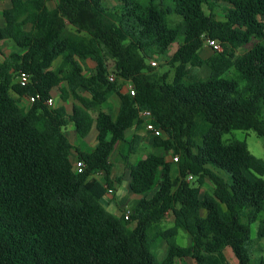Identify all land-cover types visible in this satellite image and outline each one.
Wrapping results in <instances>:
<instances>
[{
  "label": "trees",
  "instance_id": "16d2710c",
  "mask_svg": "<svg viewBox=\"0 0 264 264\" xmlns=\"http://www.w3.org/2000/svg\"><path fill=\"white\" fill-rule=\"evenodd\" d=\"M9 1L0 42H14L16 51L0 63V264H229L227 250L237 264H250L249 224L264 213V161L246 141L224 136L264 137V0H116L111 7L58 0L55 8L49 0ZM206 38L223 51L203 58ZM175 45L170 81L146 60ZM109 60L120 82L110 81ZM231 71L236 77H227ZM21 73L26 85L14 83ZM127 82L134 95L124 91ZM58 92L62 103L49 106ZM114 95L119 107L110 115L103 108ZM144 110L161 134L149 132L152 150L134 163L145 142ZM93 127L97 144L89 146ZM116 150L139 197L128 220L102 204L122 181L113 178ZM207 181L212 193L203 192ZM168 214L174 226L164 230ZM179 231L191 245L176 243Z\"/></svg>",
  "mask_w": 264,
  "mask_h": 264
},
{
  "label": "rangeland",
  "instance_id": "374dc122",
  "mask_svg": "<svg viewBox=\"0 0 264 264\" xmlns=\"http://www.w3.org/2000/svg\"><path fill=\"white\" fill-rule=\"evenodd\" d=\"M53 1H55V0H51L49 2L51 6L54 5ZM111 1L112 0H105V4L107 5ZM5 2H6V0H0V19L2 18L1 17V11H2V8L6 4ZM215 11H216L217 15L219 16V19H222L221 9L216 8ZM175 19L178 21L180 20L179 17H175ZM255 42H256L255 40H252V42L249 45H247L243 48H240L236 52V54L237 55L243 54L245 51L250 49L254 45ZM11 44L12 43L10 41L0 43V62L4 59L3 54L8 55L9 50L12 48ZM176 49H177V46L175 45L171 49H169V51H168L169 54L164 55V56L153 57L152 59L146 60L147 63H149V64H152V62H156L157 64L154 66L156 69V72L159 75L168 74L170 81L172 80V78L174 76L175 69L168 64V60H169V57L175 52ZM210 53H213L212 49L205 46L204 50L202 51V57L206 59L209 57ZM87 67L90 70H94V66L89 61L87 62ZM198 72H199V74H201L202 77H204L207 74V72L205 70H199ZM109 74L110 75L114 74V62L112 60H109ZM232 76L236 77V74L234 71H231L227 75V77H232ZM114 77H115V79L113 80V82H115V81L120 82L118 80L117 76L114 75ZM19 81H20L19 78L14 79V83H17ZM128 86H129V83L127 82L124 85V91L125 92H128ZM64 87L65 86L62 85V88H64ZM60 95H61L60 92L54 93V96H53L54 103H53L52 107L58 106L59 104L62 103ZM66 104H68V103H66ZM67 107L70 111V109H71L70 104ZM118 107H119V98L116 95H114L106 103L103 110L110 115H114V114H116ZM96 134H97L96 128L93 127L92 131L90 132V134L88 136V139L85 140V142L89 146H91L90 143L93 140L92 138L96 137ZM133 134H134V130H131L127 133V136L129 138H131ZM142 134L145 137V142L140 147L138 154L132 156V162H134V163H136L140 159L144 158L152 150L151 143H150L152 140L151 134L149 132H147L146 130H143ZM69 137L71 140L75 139L72 126L69 127ZM234 140L246 141L250 152L254 156H256L257 158L262 159L264 161V137L258 136V134L255 131H249V132L233 131L232 133L224 136L225 143H230ZM111 162H113V164H114L113 178H116V177L122 178L121 184H116V186L118 185L117 191H116V200L118 201L119 204H123V205H119L118 209H117V205L114 202L113 203L108 202L107 197H105L102 200V204L104 205V207L109 212L113 213L114 215L120 216L121 212H123V210H125L126 207L134 208V206L136 205L135 198H138V196L133 195L129 189L130 179H129L128 171L122 165L117 150L114 152V154L111 158ZM220 173L222 176L226 177L228 181H230L228 178V175L225 172H220ZM246 174L249 178L253 179V177L248 172H246ZM262 179L264 180V176L262 177ZM190 182L194 183L195 179L191 180ZM202 189H203V192L212 193L213 185H212V183L207 181ZM173 222H174V218H173L172 214H168L161 221L160 227L164 230H167V229L174 226ZM243 222L246 224L248 223V221L246 219H244ZM261 224H264V213L261 214L258 221L249 224L250 237H251V246H250L251 263L250 264H262V263H264V238L259 237V230H260ZM175 241L177 244L186 247L190 243V237L185 232L179 231L178 235L175 238ZM165 253H166V246H164L160 250H158V252L156 253V257H157V260L159 262L162 261ZM227 259L229 261V264H237L238 263L237 259L232 254L227 255ZM176 264H183V263L181 262V260H178V262L176 261ZM187 264H194V263L190 259Z\"/></svg>",
  "mask_w": 264,
  "mask_h": 264
},
{
  "label": "built area",
  "instance_id": "2783aa9c",
  "mask_svg": "<svg viewBox=\"0 0 264 264\" xmlns=\"http://www.w3.org/2000/svg\"><path fill=\"white\" fill-rule=\"evenodd\" d=\"M205 44L207 47L211 48L213 51L215 52H222L223 51V48L221 46L220 43H218L217 41H214L212 39H209V38H206L205 39ZM157 63L156 62H152V65H156ZM110 81H113L115 79L114 75H110L109 77ZM19 82L22 84V85H26L28 82H29V76L25 73H21L20 76H19ZM128 91L131 93V95H134L135 94V90H134V87L132 84H129L128 86ZM31 101H34L33 98H31ZM53 103H54V99L51 98L47 101V104L49 106H53ZM140 117L146 122L145 123V129L147 132H150L153 136H160L161 132L160 130L156 129L154 127V125L150 122L151 120V117H152V114L150 111L148 110H144L141 112L140 114ZM177 160V159H175ZM84 167V164L81 162V161H76V169L81 172L82 169ZM194 177L193 176H189L188 177V181H191L193 180ZM134 214V209L132 208H129V207H126L125 210L123 211V215L125 216V219H129L132 215Z\"/></svg>",
  "mask_w": 264,
  "mask_h": 264
},
{
  "label": "crops",
  "instance_id": "0c3cea01",
  "mask_svg": "<svg viewBox=\"0 0 264 264\" xmlns=\"http://www.w3.org/2000/svg\"><path fill=\"white\" fill-rule=\"evenodd\" d=\"M8 1V2H7ZM51 0H49V2H50ZM48 2V6L50 7V8H55L56 7V5H57V3H58V0H55V1H53V6H51L50 5V3ZM6 4H5V6L2 8V11H1V19H0V27H2L3 25H4V23H5V21H4V18H3V11L5 10V9H7V8H9L10 6H11V3H10V1L9 0H6V2H5ZM116 3V0H112L109 4H105V0H104V4L106 5V6H108V7H111V6H113L114 4ZM69 29H71L70 27H69ZM28 30H30V29H27V31ZM71 30H73V29H71ZM4 42H6V41H4ZM12 44H11V46H12V48L9 50V53H8V55H5V54H3V56H4V59L0 62V63H5L9 58H10V55L13 53V52H15L16 51V47H15V44H14V42H12V41H10ZM0 43H3V42H0ZM213 53H210L209 54V56H211ZM53 96H54V93L52 94V98H53ZM54 99V98H53ZM23 102L25 103L26 102V99H23ZM73 127V126H72ZM96 136H97V134H96ZM74 140H71V142L72 143H74L75 141H76V137H75V134H74ZM86 139H88V137L86 138ZM93 140H92V142L90 143L91 144V146H95L96 144H97V141H96V137H93L92 138ZM75 155V158H74V160H75V162L77 161V159H76V154H74ZM132 159V158H131ZM128 175H129V172H128ZM130 179V178H129ZM130 183V182H129ZM121 184V183H120ZM117 187H118V185L117 186H115V190L114 191H111L106 197H107V201L108 202H111V203H115L116 205H117V209H118V206L119 205H123V204H119L118 203V201L116 200V191H117ZM139 201V197L138 198H135V202H136V204H137V202ZM110 203V204H111ZM136 206V205H135ZM135 206H134V208H132V209H135ZM124 211V210H123ZM123 212H121V214H122ZM190 237V236H189ZM189 245H191V238H190V243H189ZM188 245V246H189ZM226 256L227 255H229V254H232V252L230 251V250H227L226 252ZM233 255V254H232ZM190 259L188 258V259H185V260H181V262L183 263V264H187L188 263V261H189ZM192 260V259H191ZM193 261V263L194 264H196L195 263V261L194 260H192ZM177 262H178V260H177Z\"/></svg>",
  "mask_w": 264,
  "mask_h": 264
}]
</instances>
